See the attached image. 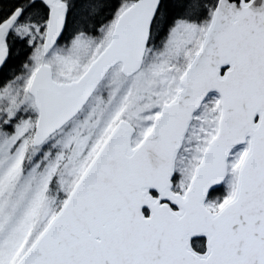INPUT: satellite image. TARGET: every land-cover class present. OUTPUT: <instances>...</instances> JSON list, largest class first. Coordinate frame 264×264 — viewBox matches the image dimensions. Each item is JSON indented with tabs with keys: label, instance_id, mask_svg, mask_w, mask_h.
Here are the masks:
<instances>
[{
	"label": "snow or ice",
	"instance_id": "6c2138e0",
	"mask_svg": "<svg viewBox=\"0 0 264 264\" xmlns=\"http://www.w3.org/2000/svg\"><path fill=\"white\" fill-rule=\"evenodd\" d=\"M0 264H264V0H0Z\"/></svg>",
	"mask_w": 264,
	"mask_h": 264
}]
</instances>
